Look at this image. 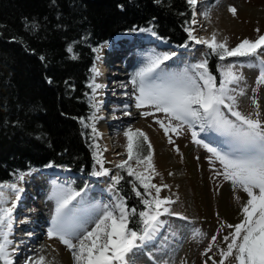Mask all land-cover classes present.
I'll use <instances>...</instances> for the list:
<instances>
[{
    "label": "rangeland",
    "instance_id": "rangeland-1",
    "mask_svg": "<svg viewBox=\"0 0 264 264\" xmlns=\"http://www.w3.org/2000/svg\"><path fill=\"white\" fill-rule=\"evenodd\" d=\"M188 2L193 6L194 40L189 47H145L156 39L147 28L100 45L91 98L102 162L92 177L78 178L80 189L74 188L78 182L68 170L55 181L61 168L45 167L56 172L47 173L56 194L29 199L34 203L20 215L19 210L13 215L11 209L0 211L4 264H9L6 249L12 251L16 244L23 248L27 232L37 239L28 243L30 254L22 253L13 264H27L37 254L46 260L51 257L48 242L63 236L73 238L71 264H264V0ZM137 34L149 39L136 44ZM217 44L224 51L218 63L221 86L215 94L202 54L205 45ZM108 51L112 56L106 59ZM117 53L120 60L106 68H111L107 74L113 70L111 82L107 74L103 78L100 64ZM128 55L134 58L128 61ZM107 83L122 89L107 88ZM105 126L106 135L101 129ZM148 126L161 137L163 151L156 153L169 159L162 169L154 167L141 133H148ZM136 135L146 145L145 155L135 146ZM105 137L116 149L113 159ZM120 168L150 205L143 214L148 227L158 232L139 244L142 235L127 230L126 223L115 227L113 251L122 257L113 260L110 251L97 263L92 237L109 232L114 203L122 202L125 219L127 215L121 195L114 199L107 192ZM104 184L106 189H100ZM28 210H37L39 224L32 228H27Z\"/></svg>",
    "mask_w": 264,
    "mask_h": 264
},
{
    "label": "trees",
    "instance_id": "trees-1",
    "mask_svg": "<svg viewBox=\"0 0 264 264\" xmlns=\"http://www.w3.org/2000/svg\"><path fill=\"white\" fill-rule=\"evenodd\" d=\"M192 10L188 0H0V183L15 184L45 167L67 169L76 182L92 177L103 158L91 98L100 45L150 28L167 44L189 47ZM204 48L217 94L224 47ZM134 138L145 155L141 136ZM118 173L109 184L124 199L127 230L140 236L150 205L121 168Z\"/></svg>",
    "mask_w": 264,
    "mask_h": 264
},
{
    "label": "bare ground",
    "instance_id": "bare-ground-1",
    "mask_svg": "<svg viewBox=\"0 0 264 264\" xmlns=\"http://www.w3.org/2000/svg\"><path fill=\"white\" fill-rule=\"evenodd\" d=\"M196 3L200 2V0H194ZM196 17L197 20L199 21V10L196 11ZM201 22V21H200ZM202 28V25H200L199 23L196 25V30L200 31ZM150 30V29H148ZM150 33L152 34L151 30ZM153 35V34H152ZM136 37L138 38L135 43L139 44L144 43L141 41H145L146 39H149V37L147 35L142 36L141 34H137ZM155 41L153 44L151 45H144L145 47H152V48H158V47H174V44H167L165 43L162 39L155 37ZM173 49V48H172ZM109 54L106 56V59L111 55L112 53H110V51H108ZM127 57L128 61H131L134 56L133 55H128V56H124ZM113 60L108 59L107 62H102L100 64V71H102V75L103 78L106 76L107 74V70H110L111 68L109 67L108 69L107 66H111L114 64L116 65V61L120 60L119 58V54H115ZM127 61V62H128ZM113 71V70H112ZM112 71H110V73H108L107 75V79H109V81L111 80V82L114 81V78L111 79L110 77L113 73ZM114 75V74H113ZM111 87V88H115L116 91L121 90L122 88L119 87L118 85L111 83L108 84L107 83V88ZM112 111L116 112L118 110L117 107L111 108ZM113 122H117V121H113ZM105 127H102V132L106 135V131H105ZM147 132L146 133L144 130L141 131L142 135H144L145 140L147 141L150 150H151V159L153 160V165L155 168L157 169H162L164 167H166L168 165L169 159L167 157V155L164 153L163 155L159 156V154L156 153V151H163L161 148V143H160V135L159 133L151 128L150 126H148L147 128ZM105 141H106V145L108 148L110 149V152L113 153V156H111V159H113L115 156H117L115 154V150L112 149V147L110 146V142L108 140L107 137H105ZM109 151V150H108ZM161 157V158H160ZM170 164V163H169ZM42 170H46L48 171V169L43 168ZM66 173L65 169H60L59 173L53 177V179L56 180H60L61 176H64ZM106 184H104V186H100V189H106ZM107 192L111 194L112 198H119V195L117 193V191L113 188H108ZM42 193H48V194H56L55 193V189L50 186L49 184V175H47V173L41 172L39 170H34L32 173L24 175V177L18 181L15 184H9V183H0V211L2 210H9L11 209V212L9 214H14L17 211V214L19 213H23L24 211V207L28 204H33L34 202H31L29 199H35V201H37V197L40 196ZM115 202V201H114ZM38 205V204H37ZM36 205V206H37ZM115 206V215H110L108 214V220L110 222L111 227L109 229V232L107 231L106 233L102 232V233H97V235L93 238L92 237V243L93 245L97 248V250L95 251V258L97 263L99 262H103L101 257L102 254L106 255L110 252L113 251L115 244L112 242L113 241V231H115V227L120 228L121 226H124L126 223V219L124 216V209H123V204L121 203H114ZM21 211V212H20ZM27 216H29L27 225H29L27 228L29 227H34L36 226V224H39L37 217L35 216L37 213V210L32 211H27ZM20 215V214H19ZM12 217V216H11ZM19 218H21V216H19ZM16 227H23L22 225H17ZM30 228V229H31ZM11 230L10 233H12V227L9 228ZM158 231L156 229H154V227H148L147 231L142 235L141 238H139L138 243H142V242H146L150 239V237L154 234H156ZM30 233V232H29ZM152 238V237H151ZM37 237L36 236H32L30 234L24 235L22 237L21 240V245L23 246V248H18L17 247H21L18 246V244H16V248H13V250H7L6 249V257L7 260L9 261V264H13L14 261H16L15 259L20 258L23 255L27 256L30 254L31 250H28V243L31 244L32 241L36 240ZM74 242H73V238L72 237H61V238H56L53 241H49L48 245L51 249V254L49 253V256L51 257H47L46 260L41 259L40 257H38L39 254L37 255H33L31 259L27 260V264H71L69 261V254L68 251L71 249V247L73 246ZM20 245V244H19ZM138 247L136 246L134 248V250L130 251V253L127 255L126 258V262H128L129 258L132 257ZM20 253V254H18ZM113 256V260H118L119 258L122 257V253L120 251H113L112 253ZM44 257V256H43ZM105 258V257H104ZM83 259V258H82ZM86 260V259H85Z\"/></svg>",
    "mask_w": 264,
    "mask_h": 264
},
{
    "label": "water",
    "instance_id": "water-1",
    "mask_svg": "<svg viewBox=\"0 0 264 264\" xmlns=\"http://www.w3.org/2000/svg\"><path fill=\"white\" fill-rule=\"evenodd\" d=\"M39 171H41V172H44V171H45V172H46V173H48V174H49V173H54V174H56V172H54V171H52V172H49V171L42 170V169H39Z\"/></svg>",
    "mask_w": 264,
    "mask_h": 264
}]
</instances>
